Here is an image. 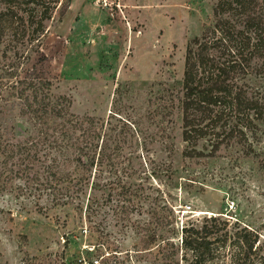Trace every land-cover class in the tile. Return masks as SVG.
Returning <instances> with one entry per match:
<instances>
[{"label": "rangeland", "instance_id": "1", "mask_svg": "<svg viewBox=\"0 0 264 264\" xmlns=\"http://www.w3.org/2000/svg\"><path fill=\"white\" fill-rule=\"evenodd\" d=\"M216 2L58 0L33 37L16 35L17 18H0V127L24 135L18 82L47 80L52 101L65 97L85 117L82 157L91 165L67 205L30 193L23 179L0 180V264L180 263L182 227L210 216L229 220L233 233L257 231L264 264V116L213 156L183 154L185 47L214 24ZM248 63L242 82L264 106V57ZM196 149L211 145L203 138ZM220 245L205 264H231L230 241Z\"/></svg>", "mask_w": 264, "mask_h": 264}, {"label": "trees", "instance_id": "2", "mask_svg": "<svg viewBox=\"0 0 264 264\" xmlns=\"http://www.w3.org/2000/svg\"><path fill=\"white\" fill-rule=\"evenodd\" d=\"M2 1L7 2L0 18L3 21L17 18L20 28L13 25L18 31L16 35L31 37L43 30V21L58 3V0ZM258 9L257 0H217L214 24L187 42L181 102L182 139L188 144L184 156H213L229 139L246 138V131L264 116V106L249 96L242 82L248 73V62L255 56L264 57V14ZM224 14L230 16L226 18ZM18 84L21 85L16 96L18 117L29 128L24 135L13 132L9 137L7 128L0 127L2 187L12 178L23 179L22 182L34 186L30 187V193L48 191L54 204H71L74 193L83 191L91 169L82 157L85 134L80 131L85 117L71 114L65 97L52 101L47 80H19ZM203 138L211 145L207 154L196 149ZM90 143L95 148L96 144ZM229 222L210 216L202 226L195 223L183 226L184 253L180 263L205 264L214 259V245L221 243L223 247L229 240L231 264H260L257 231L235 226L233 233L228 230L232 225ZM180 263L177 259L173 264ZM21 264H25L24 259Z\"/></svg>", "mask_w": 264, "mask_h": 264}, {"label": "built area", "instance_id": "3", "mask_svg": "<svg viewBox=\"0 0 264 264\" xmlns=\"http://www.w3.org/2000/svg\"><path fill=\"white\" fill-rule=\"evenodd\" d=\"M98 1H101V0H98Z\"/></svg>", "mask_w": 264, "mask_h": 264}]
</instances>
